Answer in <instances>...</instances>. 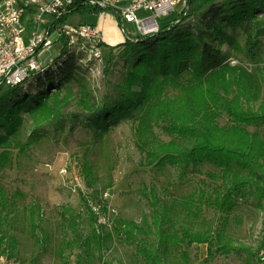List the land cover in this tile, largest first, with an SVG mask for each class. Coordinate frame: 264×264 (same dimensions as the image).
<instances>
[{
    "label": "trees",
    "instance_id": "trees-1",
    "mask_svg": "<svg viewBox=\"0 0 264 264\" xmlns=\"http://www.w3.org/2000/svg\"><path fill=\"white\" fill-rule=\"evenodd\" d=\"M260 4L248 0H188L182 13L160 21L159 32L145 36H132L125 32L126 41L116 45L124 47L126 61V72L118 86L120 95L117 99L95 109L90 103V94L86 90L81 93L80 105L98 114L92 119L97 124L101 121L106 125L115 123L121 117L133 115L137 109L138 113L134 114L137 144L146 155L144 165L163 167L171 164L190 169L209 161L220 169V174L213 175L218 179L213 192L209 194L201 189L198 193L201 205L221 213L215 230L194 232L183 226L177 228L167 204L162 210L159 208L160 199L154 189L151 190V224L148 230L155 236L153 241L136 222L115 220L113 230L127 243L136 246L146 264H164L163 254L171 245L181 248L186 264L190 257L184 247L194 244L207 246V262L231 253L259 255L264 249V241L255 253L250 247L237 244L228 233L230 216L237 201L247 197V188L259 186L258 178L264 175V138L247 128L264 124V99L257 109L245 106L243 96L249 97L250 91L240 82H237L239 92L231 96L232 83L228 76L234 67L228 63L220 67L222 70L215 69L209 73L210 63L219 60V55L212 51L216 46L211 41H216L218 48L230 41L229 26L244 24L248 56L253 62L257 61L256 48L264 32V21L257 16V5ZM108 10L114 9L92 4L90 0H75L66 15L54 18L52 22L62 24L76 13L89 15ZM222 17L227 21L222 22ZM62 43L61 55L55 66L37 75L30 83V86H39L32 93L27 84H22L25 91L20 89L22 85L0 87V156L9 155L11 149L18 146L14 135L19 133L22 110L26 109L38 128L60 122L63 110L70 103V95L61 97L60 89L64 82H71L80 69V55H77L80 51L68 48L63 38ZM99 46L109 44L100 42ZM190 60L193 61V78L183 83L180 76ZM168 86L179 88L181 93L171 96L166 92ZM49 88H54L55 92ZM222 115L229 119L225 125L218 122ZM155 126L162 127L176 139L152 143ZM84 171L88 182L94 186L97 177L88 161L84 162ZM99 194L100 191L95 189L94 196L98 198ZM9 202L8 194L0 183V234H3L0 242H5L8 250H14L18 240L7 229L10 225ZM88 206L91 219L96 224L99 217L108 212L104 198L98 199L97 207ZM61 214L74 235L67 241L68 245L80 249L78 260L92 257L95 249L101 251L112 237L111 232L98 228L84 235L79 230V216L72 208L63 207ZM32 227V235L40 238V232L43 240L51 242L49 233L40 224L34 222ZM169 228L174 231L171 233ZM263 257L264 254L260 255L259 260L262 261Z\"/></svg>",
    "mask_w": 264,
    "mask_h": 264
},
{
    "label": "rangeland",
    "instance_id": "rangeland-1",
    "mask_svg": "<svg viewBox=\"0 0 264 264\" xmlns=\"http://www.w3.org/2000/svg\"><path fill=\"white\" fill-rule=\"evenodd\" d=\"M248 1L261 3L257 5V16L264 21V0ZM107 12L113 14L114 10ZM77 16H70L68 22L74 25ZM221 21L227 20L222 17ZM125 26L134 33L130 35H139L135 25ZM228 32L232 39L221 48L217 47L216 41H211L218 48L212 51L219 55L220 62L210 63L209 73L222 70L220 67L226 63L233 66L234 71L228 76L232 83L231 96L239 92L237 82H240L250 91L249 97L243 96L245 106L257 109L264 99V32L258 40L256 62L248 56L244 24L229 26ZM61 46L62 43L54 45L48 54L57 56ZM77 46L72 50L80 51L77 53L80 55V69L74 79L64 82L60 89L61 97L70 95V103L63 110L60 122L38 128L26 109L22 110L19 133L14 135L18 146L11 149L9 155L0 156V183L10 201L7 229L18 240L14 250H8L7 244L0 242V264H146L136 246L127 243L113 230V223L117 219L132 220L147 231L148 239L153 241L155 236L148 232L153 189L160 199L159 208L162 210L167 204L177 228L183 226L194 232H204L215 230L220 223L221 213L201 205L198 194L201 189L209 194L213 192L218 182L213 175L220 174L218 167L209 161L190 169L171 164L146 166V155L137 144L134 118L137 109L133 115L106 125L103 121L99 124L93 122L98 114L80 105L83 90L90 94V103L95 109L105 103L111 104L119 97L118 86L126 72L124 47L109 44L100 47L99 55H95L92 46L91 52L89 49L78 50ZM192 62L190 60L181 73L183 83L193 78ZM25 84L31 93L39 88L30 86L27 81ZM20 89L25 91L24 85ZM49 91L55 92V89L49 88ZM166 92L171 96L181 93L174 86H168ZM228 120L226 115L218 118L221 125L227 124ZM247 128L264 138V124ZM173 139L176 137L155 126L152 143ZM86 161L97 177L94 186L88 182L84 171ZM258 184L247 188V197L237 201L228 224L229 236L255 253L264 241V175L258 178ZM95 189L100 191L98 198L94 196ZM100 198L108 203V212L99 217L96 224L91 219L88 205L96 206ZM63 207L77 212L79 230L84 235L91 234L95 228L112 233L101 251L95 249L92 257L78 260L79 247L73 249L67 243L74 235L62 217ZM34 222L49 233L51 242L43 240L39 230L40 238L32 235ZM184 248L190 257L187 264H258L260 255L264 254V249L259 255L231 253L207 262L206 245L194 244ZM163 261L164 264H186L181 248L173 245L164 252Z\"/></svg>",
    "mask_w": 264,
    "mask_h": 264
},
{
    "label": "built area",
    "instance_id": "built-area-1",
    "mask_svg": "<svg viewBox=\"0 0 264 264\" xmlns=\"http://www.w3.org/2000/svg\"><path fill=\"white\" fill-rule=\"evenodd\" d=\"M74 1L0 0V87H15L26 81L30 84L37 75L55 66L63 45L57 56H51L53 53L48 54V51L62 43V38L70 49L78 45V50L91 52L92 46L94 54L99 55V43L103 38L94 25H71L68 21L55 25L52 22L66 15ZM90 2L112 7L125 30L126 24H133L137 34L144 36L159 32L162 19L182 13L188 4V0ZM258 264H264V260Z\"/></svg>",
    "mask_w": 264,
    "mask_h": 264
},
{
    "label": "crops",
    "instance_id": "crops-1",
    "mask_svg": "<svg viewBox=\"0 0 264 264\" xmlns=\"http://www.w3.org/2000/svg\"><path fill=\"white\" fill-rule=\"evenodd\" d=\"M78 16L73 22L74 25L79 24H91L94 25L102 34L103 41L112 46H116L126 41V33H131L130 29L126 27V30L121 26V19L119 15L115 12L109 13L103 11L100 13H94L89 15H83L76 13ZM88 17V20L87 18ZM86 19V20H85ZM70 20V17L69 19ZM132 34V33H131Z\"/></svg>",
    "mask_w": 264,
    "mask_h": 264
}]
</instances>
